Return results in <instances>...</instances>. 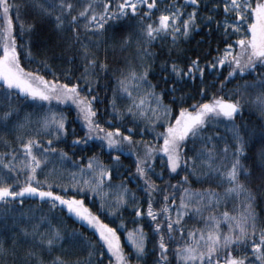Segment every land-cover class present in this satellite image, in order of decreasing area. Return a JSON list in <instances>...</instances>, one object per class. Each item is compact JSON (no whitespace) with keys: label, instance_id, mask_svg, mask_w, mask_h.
Wrapping results in <instances>:
<instances>
[{"label":"snow or ice","instance_id":"1","mask_svg":"<svg viewBox=\"0 0 264 264\" xmlns=\"http://www.w3.org/2000/svg\"><path fill=\"white\" fill-rule=\"evenodd\" d=\"M0 264H264V0H0Z\"/></svg>","mask_w":264,"mask_h":264},{"label":"trees","instance_id":"2","mask_svg":"<svg viewBox=\"0 0 264 264\" xmlns=\"http://www.w3.org/2000/svg\"><path fill=\"white\" fill-rule=\"evenodd\" d=\"M22 62L23 63H29L26 59L22 60ZM29 66L32 68L37 67L36 63H30ZM61 107L68 113L69 120L71 121L76 115L74 108H71V106H61ZM70 108H71V111H69ZM61 146H63V145H61ZM90 146H91V144H90ZM130 163H131L130 160H124L125 165H130ZM117 179H119V177H117ZM130 187H131V185H130ZM197 187H198V185H197ZM29 202L35 203V201H29ZM86 203H88L90 207L92 206L91 200H86ZM69 224L71 225V221H69ZM89 234H91V233H89ZM125 243H126V241H125Z\"/></svg>","mask_w":264,"mask_h":264}]
</instances>
